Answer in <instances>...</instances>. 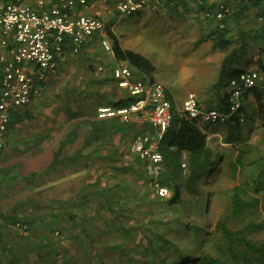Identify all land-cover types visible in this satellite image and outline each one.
Returning a JSON list of instances; mask_svg holds the SVG:
<instances>
[{"label":"crops","instance_id":"crops-1","mask_svg":"<svg viewBox=\"0 0 264 264\" xmlns=\"http://www.w3.org/2000/svg\"><path fill=\"white\" fill-rule=\"evenodd\" d=\"M223 1L231 2L234 11L226 19V27L229 29V32L226 35L228 44L225 48L215 45V43L219 41L217 37V21L213 18L205 20V17L201 15L202 7L206 6L215 9ZM27 2L31 5L36 4L35 0H28ZM93 3L95 2L89 1L87 5L77 6L72 9V13L97 17L104 22V29L90 36L77 52H73L69 44L65 46L64 51L56 57V65L45 78L39 94L33 97L27 105L20 108L26 111L28 116L12 130L7 132L4 145L0 149L1 169H8L12 167L13 164H19L22 167L21 170H23V165L25 166L26 161H35L36 158L43 163H47L42 169L34 170L35 176H24V178L29 176L30 179H34L35 185L29 189L28 192H35L39 195V191L50 189L52 197H45L47 196L45 194L38 196L41 198V205H43L39 210H50V212H46V214H50L52 220L57 221L58 225L66 227L80 220V217L83 215L80 211L83 207L85 208V204L88 205L85 208L87 212H92V209L95 208L91 205V201L83 200L82 203L84 205H81L78 201L70 199V196L75 195L74 185L79 181L91 183L97 178H99L101 185H103L108 182L109 174L110 177L116 175L118 177L123 176L130 179L133 172L134 176H136L135 171H138L141 167L138 158L130 149L133 136L137 133H150L154 131L149 124L141 120L122 122L117 118L98 119L96 117V110L93 115L88 114L83 117L71 118L72 112H75L76 107L80 105L84 111L89 109L94 110L102 105L110 106L114 101L128 95L127 91L121 88L118 85L117 79L113 77L112 70L116 66H126L130 68L133 79H140L150 83L160 82L166 86L165 83L158 79L159 76L156 69L151 75L140 74L128 66L124 61L116 59L113 52H104L100 41L105 37L111 41L108 35V29L117 37L118 35L112 29L113 23L111 24L109 21H105L103 16L118 12L110 4L99 2L100 4L93 5ZM200 15L202 17H200ZM134 16H145L147 18H157L161 20L156 26L149 24V22L145 23V25L149 26L151 31L159 29L155 40H150L152 44H156L154 48L158 52V56L154 57V59L161 63V56L168 58L170 65L176 68L172 71V78L174 79L175 88L182 92L183 96L180 102H178L175 93L170 91L169 86H166L173 106H179L178 108L180 109L182 101L188 93L192 92L196 95L202 108H215L226 111L227 108L225 110L221 108V103L224 94H226L228 98L229 88L227 86L221 88L222 90L216 91L213 88V84L217 81L224 56L234 49H237L244 42L243 49L246 51L245 58L243 59L244 65L237 68L235 65L237 62L235 56V58H233V66L236 68L235 71L238 73L243 70L253 69L258 71L260 76L257 85L245 92V98L242 101L243 111H241L240 114L243 117L242 122H244L246 106L253 104L258 108L257 92H261V101L262 92L264 91V0H153V5L148 10L134 14ZM261 16L263 17L262 20L259 19ZM204 21L207 22L206 27L202 26ZM211 23H213L214 26L210 25ZM261 39L262 41H260ZM168 43H170V49H167L166 44ZM171 44L175 47H172ZM97 48L102 51L103 55L98 54ZM189 51H194V53L191 54ZM250 64H254V66L248 67ZM77 65L82 67V75L78 77L76 83H70L64 86V90H61L64 92L66 91L69 95L72 91L73 95H68L64 97V100H59L62 102L58 101L59 103L56 102L53 106L52 104L49 106V100L44 99L43 95L45 93L51 95L52 91H48V87L51 86V80L54 75L58 70H62V72L65 71L66 67L74 73ZM187 66L189 68L184 69V67ZM205 68H209L210 70L212 68L216 69V75L214 79H212L213 81H211L209 86L210 91H207V94L204 93L205 87L202 86L200 88L199 86L201 78L205 76ZM150 76L153 78V81L150 80ZM183 83H194V85L196 84L198 86V89H187L182 91L181 84ZM201 89L203 92H201ZM31 108L33 110H31ZM36 110L38 113H35ZM32 120H35V126H33L31 133L32 135L27 134L28 137H26V135L24 137L20 135L19 138V133H13L14 129H20L22 133V128H18L20 124ZM112 120H118L126 124V129L120 133L111 134L105 140L100 139L98 141H91L90 143L85 142V137H87L91 128L90 121L106 122ZM76 121L77 123H75ZM235 123L236 119L226 124H228L227 126L231 129L235 127L233 126ZM76 124H78L79 129L75 130L77 133L75 139L61 150L59 157L62 158L64 155L74 157L75 154L79 156L70 161H65L53 169H48L47 166L52 161L54 152L58 150L59 142L65 138L66 133L71 128H74ZM198 124L200 128L206 125L202 122ZM27 125L29 124L27 123ZM210 125L212 126V124ZM30 128L29 126L31 132ZM14 136H16V140H14ZM21 139H23V142L19 141ZM12 141L13 143L8 144V142ZM29 146L32 147L31 152L36 156L34 159L26 160L21 158L14 160L13 164L8 161L2 163V157L4 158L7 155H11L15 151L22 152L25 147ZM5 151L6 153H4ZM183 158H185L187 163L186 154L183 155L182 160ZM8 164L11 166H7ZM15 171H17V169H15ZM22 176L23 174H19L18 171L16 178H20L18 179L21 181L20 184H22L24 179ZM9 177L12 178L13 176L10 175ZM145 177L148 179L146 174ZM119 180L120 178H117V180L115 179L113 182ZM136 183L138 185H143L144 180L138 178L136 179ZM2 184L3 182H1L0 186ZM145 184L146 188H149L152 194H154L153 189L147 186V181ZM60 199H62L61 202H59ZM65 201L66 204H63ZM119 201L123 203L124 200L121 199ZM32 203L33 202L27 200V196H23V198L14 200L5 210L0 208V212L4 213L8 211L5 215L9 216V210L14 211L19 206L27 204H29L30 207ZM45 205L49 207H45ZM18 211H21V209H18ZM69 214H71L72 217H70ZM1 219L3 220V218ZM36 219L37 222H39V218ZM2 227L3 224L0 226V264H5L7 260L1 250L3 244L7 242V238L11 235H20V232L12 230L9 225L4 228Z\"/></svg>","mask_w":264,"mask_h":264},{"label":"trees","instance_id":"trees-1","mask_svg":"<svg viewBox=\"0 0 264 264\" xmlns=\"http://www.w3.org/2000/svg\"><path fill=\"white\" fill-rule=\"evenodd\" d=\"M2 1L6 3L22 2L26 0ZM220 4H224L229 11L225 13L222 20L224 27L217 28V37L219 41H217L215 45L225 48L228 44L226 35L229 32V29L226 27V19L234 11L231 2L225 1ZM206 9L210 10L212 8L206 6L201 8L202 12ZM108 35L111 39L113 54L116 59L124 61L128 66L140 74L151 75L155 71V67L147 58L130 49L123 48L120 44V39L109 29ZM243 43L237 49H234L232 52H229L224 56L219 69L217 81L213 84V88L216 91L227 87L230 79L237 74L235 71L236 68L233 66V58H235V56L237 58L239 52L243 50ZM150 80L153 81L151 76ZM260 96L261 92H257L258 108L262 111L264 107L260 101ZM244 98L245 94L242 97V101ZM136 99L137 98L135 97L127 95L122 99L114 101L110 106H127ZM227 104L228 98L227 95L224 94L221 108L225 110L228 108ZM95 110L96 109H89L84 111L80 105L76 107L75 112H72L71 118L83 117L88 114L93 115ZM241 111H243L242 105L239 109V115L241 114ZM27 116L28 113L20 108L13 110L10 114L8 131L12 130ZM234 119H236L234 126L239 128V120L236 117ZM75 123H77V121ZM198 123L197 120L188 119L184 115H174L173 117L171 126L172 124H175V128L170 131V135L164 145L165 149H161L163 156L162 164L164 167L162 169L161 177L159 178V183L167 186L171 190V196H169V198H159L155 194H152L149 188H146L145 183L148 179H146L144 172L145 163L139 159L138 162L141 169L135 171L136 176H134V173L132 172L133 175L130 176V179L115 175L114 177L116 180L117 178H120L119 181L113 183L108 181L103 185H101L99 178L91 183L79 181L74 185L76 186L75 195L70 196V199L78 201L81 205H84L82 203L83 200L91 201V205L95 208L92 209V212H87L85 208L88 205H84L85 208L83 207L80 211V213L83 214L80 217V220L77 221V223L73 222L69 226V228L71 227V234H67V237H71V240L68 242L69 244L62 249L57 248L56 244L51 243L48 233L35 236L34 240L30 236V227L36 226L44 219H47L46 212L39 210L43 205H41L42 201L38 196L45 194L47 195L45 197H52V194L49 196L45 192L46 190L39 191V195L35 192H31L27 195V200L33 202V209L28 210L29 212L22 216V218H24L22 220L28 226L25 231L26 233L18 238L11 235L13 240H7V242H4L5 244H3L1 249L3 252H1L7 260L5 264H108L103 260H99V258L94 262H85V258L77 262L75 254L69 250L76 244L79 246L81 243L95 242V240H93V234L90 232L91 229H97L99 227V223L103 218L106 219L103 226H106L107 229H109V232L116 236L122 234L124 240L133 242L132 246L125 245L123 242L113 243L110 247L107 246V249L111 248L108 250H115L120 259L118 262L119 264H264V240L255 241L246 236L247 232L260 230L262 228V224L260 223L247 222L241 229L233 230L228 225V220L226 218L219 219L214 228L215 233L219 236V240L216 242L215 247L217 256H215L205 248V240L210 237L212 233L209 232L207 226L203 223H194L190 220H182L179 217H175V221L169 220V222H165L169 226L174 227V233H167L166 229L165 232L161 233L159 232L158 227L160 224L164 223L160 222L155 229L152 227L148 228V225L152 223L153 219L151 218L152 211L150 209H144L145 211L139 210L144 207V205L148 206L149 201L146 200L148 197H151L154 202H163V200H165L169 207L179 202L180 184L177 178L179 177V174L181 175L182 171L185 174L184 183L199 196L196 205L197 211L200 213V208H202V205L200 204L202 191L197 184L198 182L204 181L209 175L216 171L219 155L215 154L207 145V134L204 132V129H208V125L210 124L205 125L204 128H200ZM90 125L91 128L89 133L87 137H85L86 143L98 141L100 139L105 140L111 134L120 133L127 127L126 124L121 123L118 120L106 122L90 121ZM76 129H79L78 124H76L74 128H71L66 133L65 138L59 142L58 150L54 152L52 161L47 166L48 169H53L61 163L70 161L79 156L75 154L76 156L74 155V157L68 155H64V158L59 157L61 150L75 139L77 135L75 131ZM229 140L230 138L227 137V141L225 142H230ZM184 154H186L187 160V168L185 171L181 167ZM1 170H3L2 177H4V175L7 174V171H5L4 168ZM31 175L35 176V172L29 174V176ZM22 177L24 178V176ZM137 177L144 180L143 185H138L136 183V179H138ZM18 179L20 178L15 177L16 181H18ZM1 182L2 181H0V184ZM210 186L211 184L208 185V188ZM257 190L260 189L257 188ZM212 192L213 189L209 190L208 193H210V196L212 195ZM121 199L124 200L123 203H120L119 200ZM61 201L62 199L59 200V202ZM205 203L207 204V202ZM63 204H66V201L63 202ZM256 204L257 200L253 205ZM251 205L252 204L249 202L242 201L240 196L235 193L232 198L231 215L233 217H238L240 213L245 209H248ZM45 207L49 206L45 205ZM106 215L107 218H105ZM48 216H50L48 220H52L51 215L49 214ZM69 216L72 217L71 214H69ZM0 218H3L2 228L9 225L12 230L18 231L14 229L11 224L19 218H11L2 214H0ZM36 218H39V222H37ZM145 219L148 220L149 223L144 222ZM56 226L60 228L65 227L64 229L68 230V227L66 226L58 224ZM54 233L57 234L58 231H55ZM27 234L29 236H27Z\"/></svg>","mask_w":264,"mask_h":264},{"label":"rangeland","instance_id":"rangeland-1","mask_svg":"<svg viewBox=\"0 0 264 264\" xmlns=\"http://www.w3.org/2000/svg\"><path fill=\"white\" fill-rule=\"evenodd\" d=\"M0 3L4 2L0 0ZM95 4L98 5L100 3H93V5ZM201 15H203V12ZM201 15L200 17H202ZM103 19H105V21H109V23L111 24L113 23L112 29L118 35L120 44L123 48L140 53L153 63L155 69L157 70L156 72H158V79L165 83L166 86H169L170 91L175 93L177 101L180 102L183 95L182 92L175 88L176 86L174 83V79L172 78V71L176 69L175 66H171L169 63V59L164 58L163 56H161V63L154 59V57L158 56V52L154 48L156 47V44H152L150 40H155L159 29H154L153 31H151L149 26L145 25V23L149 22V24H153L154 26H156L160 23L161 20L157 18H147L145 16H128L116 12H113L109 15H104ZM204 19L206 20L211 18ZM216 24V26H218L217 22ZM206 25L207 22L204 21L202 26L206 27ZM210 25L214 26L213 23H211ZM260 41H262V39ZM166 45L167 49H170V43ZM171 46L175 47L172 44ZM97 49L98 54L103 55L102 51H100L99 48ZM189 52L191 54L194 53V51ZM245 52V49H243L237 55V62L235 63L237 68L244 65L243 59L246 55ZM253 66L254 64H250L248 67ZM188 68V66L184 67V69ZM82 70V67H79L77 65L74 73L67 67L63 72L62 70L57 71V73L51 80V86L48 87V91H52L51 95L47 93L43 95L44 99L49 100V106L50 104H52L53 106L60 99L64 100V97L69 95L66 91L64 92L61 90H64V86H67L70 83H76V81H78V77L82 75ZM204 73L205 76L201 78L199 86L200 88L202 86L205 87L204 93L207 94V91H210L209 86L211 84V81H213L212 79H214L216 75V69L212 68L210 70L209 68H205ZM181 85L182 91L187 89H198V86L196 84L194 85V83H183ZM201 92H203L202 89ZM72 95L73 92L71 91L69 96ZM178 107L175 105L173 106V117L174 115H182V112ZM31 110L33 109L31 108ZM35 113H38V111L36 110ZM26 122L29 125H27ZM26 122L21 123L18 127L22 128V133L20 129H14L13 131V133L15 134L19 133V138L20 135L23 137L25 135L26 137H28L27 134L32 135L31 133L33 130V126H35V120ZM239 122V128L234 127L231 129H229L226 124H216L211 126L208 125V123H205L209 127L207 130L204 129V132L207 134V145L215 154L219 155V157L216 171L209 175V177H207L204 181L198 182L197 184V186L202 191L200 197V204L202 205V208H200V213H198L196 205L199 196L184 183L185 174L181 171V175L179 174V177L177 178L180 184L179 202L169 207L166 204L165 200H163V202H154L152 201L151 197H148L146 198V200L150 202H148V206L144 205V207L139 209L143 211H145L146 209H150L152 211L151 218L153 219L152 223L148 225V228L152 227L155 229L156 226L159 225L160 222H162L164 224H160V226L158 227L159 232H165L166 229L167 233L173 234L175 231L174 227L169 226L165 222H169V220L175 221V217H179L182 220H190L194 223H203L207 226L209 232L212 233L211 236L205 240V248L207 249V251L212 252L215 256H217L215 247L216 242H218L219 240V236L215 233L214 228L217 221L222 218H226L228 220V225L233 230L241 229L247 222H256L262 224V228L260 230L255 232H247L246 236L255 241L264 240V112L263 110L260 111L259 108L255 107L253 104H250L246 106L244 122ZM29 126L31 127V132L29 130ZM173 128H175V124H172L171 128L165 135L161 149H165L164 145L166 144L167 138L170 135V131ZM227 137L230 138V142H225L227 141ZM14 140H16V136H14ZM22 140L23 139L19 141L23 142ZM9 143L11 144L13 143V141L8 142V144ZM31 151V146L25 147L22 152L15 151L11 155H7L4 158L2 157V163L8 161L12 162L11 164H13L14 160L21 158L32 160L36 156ZM4 153H6V151ZM25 163V166L23 165V170H21L22 167L19 164H13L12 167L4 169L5 171H7V175H4V177H2L3 170H1L2 167L0 166V181L3 182V184L0 186L1 209L5 210L6 207L10 206L14 200H18V198H23V196H27V194H30V192H28L29 189H31L35 185L34 179H30L29 176L23 179L22 184H20V180L16 181L15 177L18 175V171L19 174L22 173L23 176H27L30 173L34 172V170L36 169H42L47 164L39 161L37 158L35 161H26ZM7 166L11 165L8 164ZM15 169H17V171H15ZM10 175L13 176V178H10ZM114 180L115 177H110L109 174L108 181L111 183ZM209 184H211V186L208 188ZM257 188H259L260 190H257ZM75 189L76 186H74V190ZM211 189H213V192L210 196V193L208 192ZM45 192L49 196H51L52 194L50 189H47ZM235 193L240 196L242 201L252 204L248 209H245L242 213H240L238 217H233L231 215L232 198ZM256 200L257 204L253 205ZM205 202H207V204ZM18 209H21V211H18ZM32 209V205L29 207V204L19 206L14 211L9 210V217H17L19 218L18 220H22L24 219L22 218L23 214L28 213V210ZM42 211L47 213L50 212V210L48 209ZM7 212L0 213L2 215H5ZM49 217L50 216L47 215V219H44L36 226L30 227V236L34 240L35 236L48 233L51 239V243L56 244L57 248L64 249V247H66L69 244L68 242L71 240V237H67V234H71V227H68V230H65V227H57V221H49ZM105 218H107V215L105 216ZM105 220L106 219L104 218L102 219L97 229H91L90 233L93 234V240H95V242L81 243L79 246H77L76 244L69 249L75 254L77 262L81 261V259L83 258H85V262H94L97 261V258H99V260H103L108 264H119L118 262L120 259L115 250H108L111 248L107 249V246L110 247L113 243L117 242H123L125 245H133V242L124 240L122 234L116 236L115 234L109 232V229H107L106 226H103ZM144 222L149 223V221L146 219ZM55 231H58V233H54ZM19 232L22 235L14 236L15 238L23 236L24 233H26L25 231ZM28 234L27 236H29ZM7 239L13 240V237L10 236Z\"/></svg>","mask_w":264,"mask_h":264},{"label":"built area","instance_id":"built-area-1","mask_svg":"<svg viewBox=\"0 0 264 264\" xmlns=\"http://www.w3.org/2000/svg\"><path fill=\"white\" fill-rule=\"evenodd\" d=\"M89 0H35V5L27 1L0 3V149L8 132L11 111L27 105L39 94L48 73L56 65V57L69 44L73 52L94 33L104 29V22L93 16L74 14L72 9L87 5ZM110 4L119 14L133 15L148 10L153 0H92ZM229 9L219 4L215 9L203 11L205 18H213L218 27L223 28V18ZM259 19H263L261 16ZM101 46L106 53H112V43L105 37ZM118 85L129 96L137 98L127 106L113 107L102 105L96 109L98 119L117 118L122 122L141 120L153 128L150 133H137L133 136L130 149L145 163L147 186L159 198H167L171 190L159 183L163 169L161 146L173 120V104L169 93L160 82H145L133 79L131 69L116 66L112 70ZM259 72L243 70L228 83V108L221 111L215 108L204 109L196 95L188 93L180 104L182 115L188 119L208 124H226L239 115L242 97L257 85ZM264 106V92L261 98ZM185 171V158L181 162ZM0 218V226L2 224ZM18 231L27 230L23 220L11 224Z\"/></svg>","mask_w":264,"mask_h":264}]
</instances>
